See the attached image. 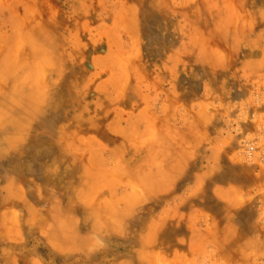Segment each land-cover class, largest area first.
Masks as SVG:
<instances>
[{
  "label": "rangeland",
  "instance_id": "rangeland-1",
  "mask_svg": "<svg viewBox=\"0 0 264 264\" xmlns=\"http://www.w3.org/2000/svg\"><path fill=\"white\" fill-rule=\"evenodd\" d=\"M0 264H264V0H0Z\"/></svg>",
  "mask_w": 264,
  "mask_h": 264
},
{
  "label": "bare ground",
  "instance_id": "bare-ground-1",
  "mask_svg": "<svg viewBox=\"0 0 264 264\" xmlns=\"http://www.w3.org/2000/svg\"><path fill=\"white\" fill-rule=\"evenodd\" d=\"M36 66V65H35ZM43 66V65H42ZM45 66V65H44ZM40 67V66H39ZM101 204V203H100ZM70 251V250H69ZM69 251H67V252H69ZM50 260V259H49Z\"/></svg>",
  "mask_w": 264,
  "mask_h": 264
}]
</instances>
